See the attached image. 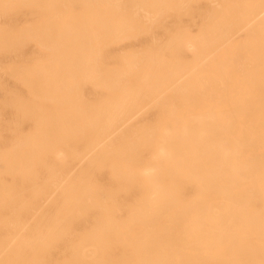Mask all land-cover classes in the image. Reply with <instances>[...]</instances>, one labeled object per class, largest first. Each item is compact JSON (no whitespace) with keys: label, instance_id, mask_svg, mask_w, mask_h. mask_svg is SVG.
Wrapping results in <instances>:
<instances>
[{"label":"bare ground","instance_id":"6f19581e","mask_svg":"<svg viewBox=\"0 0 264 264\" xmlns=\"http://www.w3.org/2000/svg\"><path fill=\"white\" fill-rule=\"evenodd\" d=\"M1 17L5 47L39 55L0 111V264H264V0H0Z\"/></svg>","mask_w":264,"mask_h":264},{"label":"rangeland","instance_id":"374dc122","mask_svg":"<svg viewBox=\"0 0 264 264\" xmlns=\"http://www.w3.org/2000/svg\"><path fill=\"white\" fill-rule=\"evenodd\" d=\"M35 11V9L34 8H32V9H29L28 11H26V14L25 15H19L14 21L12 20V24H14V22H15V24L16 23H18L17 25H16V27H18V29L17 30H13L14 32H17L16 34L18 35L19 33H18V31L20 32V31H23L22 30V28H24V25H25V23L26 22H30L32 19H35L36 17H37V13H35L34 12ZM33 13H35V14H33ZM44 13V12H43ZM29 15V16H28ZM31 15V16H30ZM26 17H28V18H26ZM6 19V20H5ZM4 22L5 21V24H3L2 23V21ZM8 21H9V19H7V18H5L4 17V20H3V17H1L0 18V27H3L4 29L7 27V28H12V27H10L12 24H11V21H10V23H9V25H8ZM20 21V22H19ZM33 21V20H32ZM3 24V25H2ZM7 24V26H5ZM5 26V27H4ZM13 26V25H12ZM23 26V27H22ZM19 27H20V29H19ZM20 33H23V32H20ZM0 38H1V36H0ZM11 39V38H10ZM8 40V38H3L2 37V40H0V41H2V46L0 47V66H3V64L5 63V65H4V67H2L0 70H2V71H0V72H3L4 71V73H1V74H4L5 76H7V78H8V80H7V78H5V76L4 77H2V78H0V83L2 84V86L4 87V89H1L0 90V97H3V98H0L1 99V101H0V111L2 112V108H3V111H4V109H5V107L8 109V110H12V109H9V106H10V108L12 107L14 110L13 111H9V113H4V112H2V114H6V116H11L13 113L15 114V113H17V109L16 108H18V107H15L14 108V106H18L19 104H20V102H18L19 101V98H21V97H25L26 95H29V93L27 92V90L22 86V85H20V84H18V82H17V80L16 79H19L18 78V76L16 75L17 73H15L14 74V72H18V70H17V66L19 65V64H22L21 63V61L23 60V63H27L28 65H31L32 64V61H31V59L34 57V56H36L37 54L39 55V53L35 50V48H33V46L31 45H26L23 49H22V52H17V53H14L15 51L13 50V49H7L6 47H5V45L7 46L8 44H11V41L12 40ZM9 41V42H8ZM1 43V42H0ZM14 43V42H13ZM5 44V45H4ZM5 47V48H4ZM2 48V49H1ZM4 49H5V51H4ZM2 50V51H1ZM9 50V51H8ZM11 50V51H10ZM4 51V52H3ZM13 52V53H12ZM5 54V55H4ZM21 54V55H20ZM32 55V56H31ZM42 55H44V53L42 54ZM42 55H40V57H42ZM16 57V58H15ZM44 57V56H43ZM27 60H26V59ZM16 60V61H14V63H13V61H11V60ZM18 60H19V62H18ZM24 60H26V61H24ZM10 61V62H9ZM31 61V62H30ZM8 62V63H7ZM18 62V63H17ZM9 65H11L12 66V68H9L8 66ZM14 69V70H13ZM6 70L8 71V73L6 74L5 72H6ZM10 73V74H9ZM15 77V79H12V78H10L9 79V77ZM14 80H16V85H17V87H16V85H14V84H12V85H8V83H13L12 81H14ZM15 83V82H14ZM14 85V86H13ZM5 88H7L6 89V91L5 92H8L7 94H5L4 93V91L3 90H5ZM16 88H18V89H16ZM20 88V89H19ZM9 89V90H8ZM15 90V91H14ZM18 90V91H17ZM16 91H17V93H19V94H17L16 93ZM22 91H25L26 92V94L24 93V92H22ZM20 93H22L21 94V97H19L20 96ZM3 94V95H2ZM5 94V95H4ZM24 94V95H23ZM12 95V96H11ZM7 96H9V98L7 97ZM13 96H14V98H13ZM7 97V98H6ZM11 97V98H10ZM30 97V95L29 96H26V98H29ZM3 99V100H2ZM11 99V100H10ZM17 99V101H15ZM9 100H10V102L11 103H9ZM2 102H4V103H2ZM16 102L18 103V104H16ZM26 102H28L27 103V108L29 107V105L32 103L31 102V100H27ZM15 103V105L13 106V104ZM10 104H12V106L10 105ZM2 105H6L5 107L3 106L2 107ZM30 107H31V105H30ZM29 107V108H30ZM15 109H16V111H15ZM6 110V109H5ZM7 110V111H8ZM29 110H31V109H29ZM19 112L21 111V110H18ZM32 111V110H31ZM8 114V115H7ZM27 128L29 129V127H25V130H27ZM9 135H11L10 133H7V134H5V138H6V141H5V146H8V144L10 143V141H9V138H10V136ZM3 168V165H1L0 164V169H2ZM6 176H7V179L9 180H7L6 179ZM11 179H12V176L11 175H5V177L3 178V180H4V182L5 183H10L11 182Z\"/></svg>","mask_w":264,"mask_h":264}]
</instances>
